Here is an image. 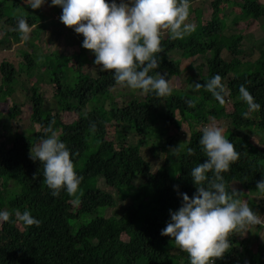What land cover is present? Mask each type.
I'll return each instance as SVG.
<instances>
[{
  "label": "trees",
  "instance_id": "16d2710c",
  "mask_svg": "<svg viewBox=\"0 0 264 264\" xmlns=\"http://www.w3.org/2000/svg\"><path fill=\"white\" fill-rule=\"evenodd\" d=\"M52 7L60 13V6ZM211 8L210 18L204 20V10L191 7L194 14L191 21L195 22L196 30L183 39H172L167 30L162 32V46L157 53L160 66L153 73L160 71L173 79L182 75L184 59H200L197 79L188 78V84L205 83L219 73L226 85L225 102L220 103L205 88L196 89L195 93L173 88L170 95L158 97L128 87L142 97H133L120 107L108 101L113 100V88L126 86L117 85L111 72L102 71L99 66L94 75L86 71L93 63L91 50L80 45L73 55L72 67L63 53H43L36 43L46 29L40 25L45 19L41 7L33 9L25 0H0L1 45L10 47L24 41L31 49L21 52L23 62L18 67L9 61L1 63L0 94L10 96L23 74L31 78L32 72L37 71L41 81L44 71L55 87V102L64 111L74 109L78 116L73 123L63 122L61 113L45 108L39 86L29 88L32 124L38 125L39 130L32 137L18 135L10 147L0 148V209H29L41 223L29 226L17 222L14 212L9 221L0 223V264H190L189 254L184 250L178 252L173 238L161 234L171 219L170 209L176 210L182 204L179 193L192 196L197 190L191 168L207 159L200 145L202 128L193 130L187 141L169 135L170 128L181 129L190 119H201L204 124L209 122V116L230 120L225 134L240 155L223 173L227 188L237 189L238 197L248 191L264 196V191L257 188V181L264 179V145L255 149L248 134L239 133L264 134V46L259 49L251 46L252 53L258 52L259 57L250 62L244 33H228L231 26L243 20H264V3L211 0ZM230 10L235 16L228 25ZM21 16L27 18L32 29L28 38L17 30ZM68 29L75 32L69 26ZM241 84L249 88L255 101L261 104L260 109L249 111L247 103L239 97ZM189 99L194 103L189 105L186 102ZM229 101L233 108L230 113L224 108ZM245 112L249 115L245 116ZM20 113L21 108L15 104L9 108L7 117L16 119ZM52 121L73 152L77 172L84 177L75 194L62 190L59 196H53L44 182L41 162L30 158L32 144L48 135L46 129ZM113 128L118 136L110 140L107 136ZM129 132L138 137L136 144L128 142ZM181 142L184 150L178 156L172 155L170 146ZM147 146L155 153H167L164 164L155 173L141 152ZM92 147L94 151L87 155ZM188 147L193 149L192 153L186 151ZM137 178L143 180L139 188L135 184ZM100 179L116 190L121 199L131 198L122 216H94L100 209L116 206L115 196L98 186ZM175 185H179V191ZM10 190L16 194L7 200ZM263 203L259 207L261 212ZM89 215L93 218L84 221ZM74 222L78 225L76 231ZM254 228L257 231L253 238H240L234 232L232 246L222 258H217L216 264H264L261 234L264 227Z\"/></svg>",
  "mask_w": 264,
  "mask_h": 264
},
{
  "label": "clouds",
  "instance_id": "9594fccd",
  "mask_svg": "<svg viewBox=\"0 0 264 264\" xmlns=\"http://www.w3.org/2000/svg\"><path fill=\"white\" fill-rule=\"evenodd\" d=\"M38 9L47 0H25ZM60 6L61 21L82 34V45L95 55L94 64L102 71H110L117 85L152 92L165 97L173 92L171 78L159 69L162 32L167 30L172 39H183L196 30L191 21L192 0H51ZM17 30L28 38L30 24L26 17H19ZM216 73L205 83L194 82V89L205 88L220 102H225L226 85ZM239 97L249 111L262 106L245 84L239 86ZM189 105L192 100L186 101ZM245 116L249 112L244 113ZM52 121L30 148V158L40 161L44 182L53 196L61 191L75 194L84 177L76 170L73 152L60 138ZM95 128V124H92ZM225 128L214 117L202 128L200 145L207 159L191 168L190 175L196 192L189 196L179 193L182 204L170 209L171 219L161 229V234L171 236L175 244L186 251L190 264H216L232 246L230 236L237 229L252 224H264V217L254 211L246 200L238 197V190L229 191L223 175L239 157V152L227 135ZM184 150V142L170 146V153L178 156ZM188 153L193 149L188 147ZM179 191V185H175ZM257 188L264 191V179L257 181ZM25 225H39L41 220L29 209L21 211L0 209V223L13 216ZM263 212V211H262Z\"/></svg>",
  "mask_w": 264,
  "mask_h": 264
},
{
  "label": "rangeland",
  "instance_id": "374dc122",
  "mask_svg": "<svg viewBox=\"0 0 264 264\" xmlns=\"http://www.w3.org/2000/svg\"><path fill=\"white\" fill-rule=\"evenodd\" d=\"M241 1V0H236ZM264 3V0H261ZM11 4V1L10 3ZM192 9L196 8H202L204 10V20H208L210 18V15L212 13L211 8V0H192L191 4ZM41 11L43 12L45 19L40 23L41 26H45V33L40 38V41H36L39 48H41L43 53L51 54L54 51H58L60 53H63L65 55V60L69 63V65L72 67L73 64V55L76 51H79L80 45H82V39L81 34H78L76 32H71L68 29V26L64 24L61 19V13H56L55 8L52 7V4L50 0H47V2L41 6ZM235 14L232 12V10L228 11V16L226 19V23L228 25H231L232 19L234 18ZM194 17V14L190 15V19ZM264 20H260L259 22L252 21V19H246L238 23L237 26H231L230 29H228V33L233 32H239L244 33L246 36V47L248 52L247 60L250 62H254L258 57V52L252 53L251 46L255 47L256 49H259V46H264V28L263 27ZM32 29H30L31 31ZM163 32H166L164 30ZM166 34V33H164ZM3 31L0 30V41H2ZM31 36V32L29 33L28 37ZM28 50L31 51V49L24 44V41H22L19 44L5 47L2 46L0 43V65L3 61H9L10 63L14 64L15 67H18L20 63L23 62V56L22 51ZM93 52H90V57L93 61L92 65L88 66L86 68V71L91 73L92 75L96 74V71L98 70V66L94 64L95 55ZM175 57L178 58L179 55L175 54ZM201 62L200 59L194 60H183L182 62V75L179 77H175L171 79V86L174 89L178 90H187L190 93H195L196 89H194L193 86H190L188 84V78L194 77V79H197V64ZM67 63V64H68ZM70 67V68H71ZM43 71V70H42ZM41 71V72H42ZM32 77L29 78V76L23 74L19 76L18 83L16 85V88L12 92L10 96H5L0 94V125L2 128L0 129V148L1 146L10 147L12 145L13 140L18 136H28L32 137L36 131L39 130L38 125L32 124V108L33 104L30 100V92L29 88L32 85H38L40 94L45 99V108L50 110L53 109L55 112L61 113L62 115V121L65 123H73L77 120V113L73 110H65L62 106L59 107V105L55 102V87L50 82V77L48 74H46L43 71V77L42 80H39V73L37 71L32 72ZM31 79V80H30ZM38 82V83H37ZM0 84H1V73H0ZM112 96L113 100L108 101L109 104H117L118 106H122L126 102L133 99V97L141 96L138 95L137 92L132 93L130 88L128 87H115L112 90ZM142 97V96H141ZM18 105V107L21 108V113L16 119L9 120L7 115L9 112V108L13 105ZM225 111L230 113L232 112V103H227L225 105ZM204 115V114H200ZM210 119V116L208 117ZM216 120V119H215ZM218 123H220L225 130L230 127L231 122L229 119H220L216 120ZM205 124L200 119L196 120H188V122L184 123L181 129H177L176 127H172L169 129V135L173 136L175 135L180 141H187L189 139V134L193 130H199L203 128ZM241 134H248L250 142L255 146V149L264 145V134L262 132L255 133V132H241ZM118 136L115 128L111 129L108 133V139L114 140ZM93 138L91 139V142H93ZM138 141V137L131 132L128 133V142L136 144ZM96 149V148H95ZM92 151H94V148L92 147L88 152L87 155L90 154ZM143 157L149 161L152 165V171L155 173L159 170V168L164 164L165 159L167 157V153L163 151H159V153H155L150 146L143 147L142 150ZM143 183V180L141 178H137L136 181V188H139V186ZM12 186V185H11ZM98 186L102 189H105L107 192L112 193L115 196L116 199V206L114 208H107V209H100L94 216H122L124 212L127 210V207L131 204V198L121 199L119 197V194L116 190L109 188L103 179L99 180ZM241 190V193H245L246 190ZM244 191V192H243ZM245 194H240L239 198L246 200L249 205L253 208L254 211L261 214L262 217H264V212H261L260 203L264 201V196H262L257 191H248ZM6 199L12 198L15 196V191H8L7 192ZM77 200V204H78ZM264 206V203L262 204ZM93 218L92 215L86 216L84 218V221H89ZM73 230L76 231L78 228L77 223L74 222L73 224ZM256 226L250 225L246 229H237L234 232L238 235V237H251L253 238L256 234L257 229L254 228ZM233 232V233H234ZM231 234L230 240L232 241L234 236L236 234ZM261 234L264 236V229L261 232ZM176 250L179 252L182 249H180L176 245Z\"/></svg>",
  "mask_w": 264,
  "mask_h": 264
},
{
  "label": "built area",
  "instance_id": "2783aa9c",
  "mask_svg": "<svg viewBox=\"0 0 264 264\" xmlns=\"http://www.w3.org/2000/svg\"><path fill=\"white\" fill-rule=\"evenodd\" d=\"M264 212V211H263ZM257 225H261L264 227V224H252V226H257Z\"/></svg>",
  "mask_w": 264,
  "mask_h": 264
}]
</instances>
